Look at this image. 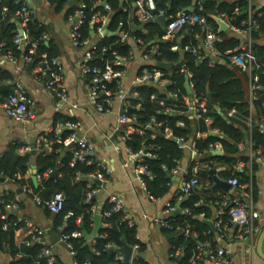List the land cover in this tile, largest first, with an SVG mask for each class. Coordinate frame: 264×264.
<instances>
[{
	"label": "trees",
	"instance_id": "obj_1",
	"mask_svg": "<svg viewBox=\"0 0 264 264\" xmlns=\"http://www.w3.org/2000/svg\"><path fill=\"white\" fill-rule=\"evenodd\" d=\"M70 1L49 0L56 11L65 10L68 15L72 14L77 8L76 5H70ZM79 1H86L89 6L91 3V0ZM153 1L157 9H167L169 14L190 6L198 8L200 2L204 7L202 13L208 15L209 22L214 26L216 35L219 36V39L214 42L215 49L219 55L216 57L213 65H211L212 54L208 51L207 46L201 42V39L205 38L202 26L187 25L174 39H165L164 27L158 22L145 23L142 27L143 30H136L134 27L136 24L139 25V22L135 18H131L128 11H123V6L119 0H109L112 6L111 22L108 25L109 29L116 31L120 23H122V30H128L130 37L134 36L144 41L143 46L145 50L150 46V42L157 40L159 46L158 53L152 54L153 62L147 66L151 67L159 61H164L172 63L174 67L172 74L168 75L171 83L165 90L162 91L154 84L136 85L131 89V94L127 98L129 102L128 116L135 118L131 123L134 122V128L144 130V134L142 135L136 132L130 135L127 145L135 153L144 151V153L150 154L144 157V164L153 175L146 176L145 182L149 194L158 198L163 197L168 190L167 185L171 181L172 170L179 165L185 156L184 148L187 142H194L197 153L202 157L200 161L201 166L193 176L198 179L201 185H209L207 184L209 183L208 174L203 172V168L224 166L225 170L219 172L221 178L237 177L238 172L235 170V166L239 160L238 156L236 157L239 153L238 145L245 140L244 132L246 129L248 131V122L253 110L256 115L264 116V97L255 100L252 107L253 110H250L251 104L248 99L249 76L247 72L233 64L229 59L235 49L240 46L242 37L234 31L219 33L218 24L210 16L225 14L228 16L231 25L241 28L249 17V3L247 0ZM22 5L23 1L21 0H0V43H4L5 51L3 53L10 52L15 58L21 55L33 56V62H30L33 69L43 53H47V56L52 58L58 57L60 52L52 41L46 44V40L43 38L46 27L38 19L30 21L26 26L31 40L38 43L35 52L30 54V45H26L23 49L18 48L14 43L17 24L13 19L16 18V12ZM4 7L8 8L5 17H3ZM97 10L104 12L101 8ZM86 13L87 19L81 29L84 38L89 37L91 31L90 17L92 12L90 8L86 10ZM252 15L258 25L257 28L253 29L252 34L253 51L257 65L260 66L255 69V72L259 74L260 83L264 86V6L258 8L257 4L252 5ZM145 30H147V33H143ZM129 40L127 39L123 42L119 36H106L101 40L99 48H111L108 52H102L98 49L90 63L102 67L106 62L112 64L117 56H128L131 49ZM175 45L179 47L177 51L172 49ZM198 45H200L199 55L201 58H198V54L186 49L188 46L192 48ZM182 64H186L193 74L192 81L197 97L200 100H206L203 119L193 120L190 118L191 110L184 100L186 90L184 87L185 74L180 72ZM116 86V83L109 84V88L113 91L116 90ZM167 91H178L179 97L173 99L168 96V93H163ZM10 92L8 87H0V93L3 96L9 95ZM208 95H211L214 104L209 102ZM160 100L165 105H160ZM168 107L171 108L170 112H166ZM218 108L221 110V113L218 112ZM204 118H209L212 122L207 124ZM59 121L65 123L73 120L69 117L56 114L54 116V125ZM179 122H183V125H179ZM148 125H151L152 128H147ZM253 125L254 127L249 134L253 150L255 152L261 150L264 154V133L258 129L256 120L255 123L253 122ZM210 130H219L223 137L210 135ZM196 131L205 132L208 135L196 139ZM71 132V130H63L58 137L54 134L45 136L47 142H41V147L35 155L31 152L21 154L19 152L21 148L19 144H9L4 153L0 155V181H4L5 177H9L11 180L19 183L20 186L28 184L33 188L31 180H26L24 176L30 166L35 164L40 184L37 188L33 189L34 192L42 200H48L58 192L64 194V207L60 213H55L56 225L61 226L65 234H70L74 231L88 234L93 230L94 210L97 204L95 198L88 200V192L91 191V188L88 187V182L93 183V187L98 188L100 186L99 182L89 179L87 176L98 169V164L97 162L90 164L76 162L72 164L73 150L71 148L67 149L64 145V140ZM50 142H54V144L52 151L48 153L46 146ZM218 143L222 145L224 150L223 155L208 156L209 151L215 148V145ZM243 159L247 161L249 157L246 156ZM193 167L194 165L191 164L186 179H191ZM55 170H58V175L53 178L51 177V173ZM79 175L81 177L77 180ZM239 181L241 184H247L249 176L244 175L242 179L239 178ZM195 190L181 204L183 209L189 208L191 214L180 213L173 217L183 227L186 224H190L191 235L198 234L197 238L193 236L185 238L183 233H181L183 232L182 230H173L171 232L174 235L172 243L182 245L184 247V255L186 256L193 251L198 242L213 240L214 236L213 233L205 234L209 227L204 220L198 217L200 213H205L208 218L212 217L213 209L209 202L214 196L204 190H201L200 194L197 195L198 189ZM5 198L8 201L10 195L5 196ZM202 199L204 202L197 204ZM70 212L71 215L66 217ZM100 212L103 214L105 226L101 229L94 244H87L84 237L69 239L74 258L78 264H83L84 262H89L90 264H121L117 260L115 253L107 251L108 244L122 246L126 242L131 246L139 244V248H143V245L136 238V227L129 226L121 211H112V203L105 202L100 208ZM108 212L110 216L107 217L105 214ZM78 220L80 222H77ZM172 224L175 223L173 222ZM1 225L0 223V248H2L3 244H8L12 255H15L19 251L24 254L23 257L14 260L11 264L48 263L46 258L41 254L45 247L44 242L34 243L31 246L23 245L20 249H17L14 246L13 230L4 231ZM185 260L186 258L183 259L182 263ZM140 263V260L133 262V264Z\"/></svg>",
	"mask_w": 264,
	"mask_h": 264
},
{
	"label": "crops",
	"instance_id": "obj_2",
	"mask_svg": "<svg viewBox=\"0 0 264 264\" xmlns=\"http://www.w3.org/2000/svg\"><path fill=\"white\" fill-rule=\"evenodd\" d=\"M25 1L32 9L35 10L36 19H38L46 27V32L44 33V35L47 36L45 41L46 44H49V42L52 41L60 52L58 58L62 68L63 87L68 92L71 101L78 104V108H72L70 105L58 107V99L56 94L45 90L44 79L38 77L35 74L31 64L25 61L24 55L15 58L13 55L8 56V53H0V87H8L11 92H13L17 84H21L26 87L29 93V98L33 103V107L37 114L33 123L23 125L5 114L4 110L0 107V155L4 153L9 144H19L21 149L26 146L32 148V145H34L38 152L39 148L41 147V139L49 134H54L56 137H58L55 133V129L58 124L79 122L80 126L77 129V132L80 135H86L95 143V157L97 161L104 162L111 170V173L107 176V180L101 184L99 183V191H97L93 197L97 200L94 214L102 215V223L104 226L103 214L100 212V208L105 202H110L109 199L111 197L115 196L121 199L124 207L136 221V238L143 245V248H139V244H137L136 248L132 246L133 251L127 263L125 262L124 256L121 253L114 252L117 255V260H119L121 264H133V262L136 260H140V264H186L188 262V256L190 253L187 256L184 255V247L182 245H176L172 243V239L174 237V235L171 233L172 230L160 227L153 221V219L156 217L160 218V216L169 218L172 223H175L174 228H179L175 229V231H185L188 229L190 231V235L192 234L190 224H186L183 227L182 225L178 224L173 217L180 213H185L187 215L191 214L189 208L186 207L183 209V206L181 205L187 199L179 200L177 198V193L181 190L182 181L187 178V175L189 174L191 164L194 165L192 169V177L197 173L199 167L201 166L200 161L202 157L197 153L194 142L186 143L184 148L185 156L176 167L177 169L174 168L172 170L171 181L167 185L168 190L165 192L164 196L158 198L151 196L148 190H145L142 187L134 169V162L125 151V144L122 141L124 129L120 132L119 130H115L118 113L121 111L125 103L119 98H116L114 108L110 112H99L90 103L89 94L91 90V82L87 76L83 75L79 71L78 68L79 63L85 60V50L82 48L73 47L69 40V33L73 22L71 16L74 14V12L68 15L65 10L56 11L54 6L50 4L49 0ZM247 1L248 3L250 1L251 6L255 4H257L258 8L263 6V0ZM223 20H225L229 25V28L225 32L234 31L241 35L237 29L238 27L229 23L228 16ZM13 21H15L16 24L18 23L16 19H13ZM136 30H143V28L141 27L140 29ZM143 33H147V30H145ZM105 37L102 32H95V34L91 33V40L95 44H100L101 40ZM129 39V42L131 43V56L128 57L126 73L121 79V86L126 90L128 97L131 94V89L136 86L134 85L133 80L137 74L151 62H153V59L148 60L145 58V47L143 45H139L135 41L134 36L130 37ZM44 54L47 55V53H43L42 55ZM173 68L174 67L166 70L160 69L164 73V76L161 78L162 84L154 85L158 86V88H160L162 91L165 90V88L171 83L168 75L172 74ZM186 80L187 79L185 76L184 87ZM185 90L186 96H184V100L190 107V118L193 120L197 119L192 117V107L194 105V100L190 97L191 95L187 92L186 87ZM163 93H168V96L173 99H177L179 97L178 91H167ZM254 102L255 101H252V103H250V110H253L252 107ZM159 104L165 105V103L161 100L159 101ZM167 111L170 112L171 108L168 107L166 109V112ZM56 114L69 117L73 121H67L65 123L59 121L54 125V116ZM251 115L252 116L248 122L249 132L247 129L245 130V140L238 145L239 153L236 155V157L238 156L239 160L235 166V170L238 172V178L242 179L244 175L249 176L248 183H245L246 189H240L233 186L229 191H223L222 189H212L214 182L211 179L208 171L212 169L216 170L218 177L228 182L231 178H233H221L219 176V172L225 170L224 166L208 169L203 168V172L208 174L209 183H207L208 181L206 183L209 185L207 186L199 184V187L196 188L198 189L196 192L197 195L200 194L201 190H204L208 192V194H213L214 196L209 202L213 209L212 217H206L205 213L198 214V217L205 222L206 220L212 221L213 224L218 219H221L224 222L226 231L223 238H220L217 230L215 231V228L211 229L207 222L206 224L208 225L209 229L205 232V234L213 233L214 236L212 241H215L214 243L217 244L219 243L230 251L232 264H264V258L258 253L259 238L261 233L264 231V167L261 165L256 156L252 158L249 154V134L254 127L253 122L255 123L256 120L258 123V129L260 132L264 133V131H262L263 129L260 128V124L264 127V116L256 115L254 110ZM205 121L207 124L212 122L209 118H207ZM131 125L133 126L134 122ZM63 130L70 129L64 126L60 133ZM216 131V135L213 136L219 135L220 137H223L219 130ZM209 134L211 135V132H209ZM207 135L208 133L205 132H195L196 139L206 137ZM53 144L54 142H50L46 146L48 153L52 151ZM64 145L67 149L71 148L69 143H64ZM215 147L216 151H223L222 154L219 155L222 156L224 153L222 145L218 143L215 145ZM21 149H19L20 153ZM254 153L257 154L255 151ZM246 156L249 157V160L247 161L243 159ZM31 166L24 178L29 181L31 180L33 188L28 184L26 185L31 189L32 193H28L23 190L25 185L20 186L19 183H17L15 180H11L9 177H5L4 179L5 182L0 188V197L3 195L4 199H6L5 196L10 195V198H8L10 200L18 196L20 200L19 203L16 202L17 206L15 208L5 209L8 214V221L10 223L8 227L5 228L4 222L0 220L2 229L4 231H9L10 229L13 230L14 246L17 249H20L23 245L31 246L34 244L31 242L30 232L32 231V227L39 226L44 230L46 235L43 242L45 245H49L54 248L55 257L58 264H78L74 258L72 247L69 246V241L66 242L62 239V235L65 233H63L62 227L57 226L55 223L56 214L51 212L44 204H38L35 200L34 195L38 194H36L33 190L37 187L34 185L32 177L34 174L36 175L38 186L40 184V179L37 175V171L34 173ZM53 173L54 171L51 173V175ZM250 189L252 190L251 194L253 195L255 202L254 206L257 207V210L260 212V216L256 222L259 231L255 232L254 234V248L251 251H247V248L249 244L252 243L253 239L249 240L236 236V229L231 224L229 217L226 214L227 208L224 206L225 199L223 196L228 194L232 197H240L245 199L247 195L250 194ZM203 202L204 201L202 199V201L198 203ZM169 206L172 207V211L169 214H166L165 210ZM176 211L179 212L176 213ZM95 215L93 219V228L95 225ZM15 222H17L16 226L13 225ZM77 222H80V220ZM100 231L98 232L97 236L92 239H88V235H90L91 232L85 234L87 237H85L86 243L92 245L95 242V239L98 237ZM181 233H183L185 238H189L185 235V232ZM52 234L58 236L55 241H51ZM196 235L198 237V234H194L192 236L195 237ZM199 243L200 242H198L196 246ZM109 246L120 248L123 245L115 246L113 244H108L107 248H109ZM262 250L264 253V240ZM23 255L24 254L21 251L16 252L15 255H12L10 246L8 244H3L2 248H0V264H11L14 260L23 257ZM184 258H186V260L182 263ZM36 263L39 264L38 262Z\"/></svg>",
	"mask_w": 264,
	"mask_h": 264
},
{
	"label": "built area",
	"instance_id": "obj_3",
	"mask_svg": "<svg viewBox=\"0 0 264 264\" xmlns=\"http://www.w3.org/2000/svg\"><path fill=\"white\" fill-rule=\"evenodd\" d=\"M23 1V5L19 10H17L14 19L21 24L23 29L22 33H19V29H17V33L14 37V43L18 46V48L23 49L26 45H30L29 48L30 54H33L38 46L36 41H32L29 33L26 29L27 24L30 21L36 19L35 10L32 9L29 4ZM123 6V11H128L131 18H135L139 22V26L143 27L145 23L148 22H157L158 17H164L166 20V24L164 27L165 31V39H174L178 33H180L185 26H196L200 25L204 29L205 38L202 39L204 44L207 46L208 51L212 54V60L210 62L213 65L216 57L219 55L218 51L215 49L214 42L219 39V36L216 35V31L214 26L209 22L208 15L203 14L204 11L203 5L199 2L198 8L192 7V10L180 9L175 13H168L167 9H157L156 4L153 0H119ZM250 4V1H249ZM77 8L74 11V14L71 16L73 20L72 26L69 33L70 44L75 48H82L85 50V60L80 62L78 65L79 71L87 76L91 82V90L89 94L90 103L92 106L99 112H110L114 108L115 99L119 98L122 100L125 105L118 113L116 129L123 131L122 141L125 144V151L134 162V169L137 174V177L142 185V187L147 190V185L145 182L146 176H152V172L149 168L144 164V157L150 154L144 153V151H140L139 153L133 152V150L127 145V141L130 139V135L134 132L142 135L144 134V130L140 128H134L131 122L135 118H130L128 116V94L126 90L121 86V79L126 73V64L128 61V57L131 56V49L128 56H117L114 62L111 64L110 62H106L104 66H98L90 63L94 54L97 52L99 48V43L95 44L91 40V33L95 34V32H102L104 27L108 28L109 23L111 22V14H112V6L109 3V0H91L90 6L86 1H78L76 4ZM90 8L92 12L90 17V25L91 31L90 36L84 38L81 32L82 26L86 22L87 13L86 10ZM101 8L104 10H97ZM7 7H4V15L6 16ZM212 16V15H210ZM222 19H226L227 15L221 14L219 15ZM77 19V20H76ZM122 23H120L118 29L113 32H117L114 36H119L121 41H125L130 38L129 31L122 30ZM161 25V24H160ZM247 25V26H246ZM137 26V25H136ZM135 26V27H136ZM134 27V28H135ZM257 22L253 19L252 15V6L250 4L249 8V17L247 22L243 23V27L237 28L241 33L243 40L241 41L240 46L235 49V51L229 57L230 61L240 67L243 71L247 72L249 76V100L250 103L259 99L260 97H264V86L260 83V76L257 72H255L256 68L260 66L257 65L256 57L253 51V29L257 28ZM109 29V28H108ZM111 31V30H109ZM110 36V35H107ZM105 37V36H104ZM43 38L46 40L47 36L43 35ZM135 41L139 45H144V41L141 38L135 37ZM150 46L145 50V58L152 59V54H157L159 50L158 41L154 40L149 43ZM111 47H102L100 50L102 52H108ZM178 46L175 45L172 47L173 50H178ZM187 50H191L193 53L198 54V58H201L199 55L200 45L196 47L190 48L186 47ZM4 43H0V53L4 52ZM115 54V51H114ZM8 56H11V53L8 52ZM25 61L30 63L33 62V56L25 55ZM88 60V61H87ZM35 74L44 79V88L48 92H53L56 94L58 99L57 104L58 107H62L65 105H70L72 108H78V104L71 101L70 96L66 89L63 87V74L62 68L60 65V60L58 57H48L46 54L42 55L39 59L37 65L33 68ZM180 72L185 74L186 79L189 82V86L191 88V98L194 100V105L192 107V117L197 119H203V111H205V101L203 99H199L194 90V83L192 81L193 74L187 68L186 64H182L180 66ZM164 73L157 67V64H154L151 67L146 66L142 69L135 79L133 80L134 85H142L146 83L152 84H162V77ZM186 80V81H187ZM116 83V90L113 91L109 88V84ZM264 105V101H263ZM0 107L4 110L5 114L9 117L13 118L17 122L28 125L33 123L36 119V111L33 107V103L29 98V93L26 87L21 84H17L15 86L13 92H11L7 96H3L0 93ZM207 120V118H204ZM179 125H183V122H179ZM66 126L72 132L70 135L64 140V143L72 144L71 149L73 150V160L72 164L76 162H84V163H93L97 162L98 169L88 174L89 179H94L100 184L107 180V176L111 173L109 167L102 161H97L96 159V147L95 143L88 138L86 135H80L77 132V129L80 126L79 122H67L66 124H58L55 129V133L57 136L60 134L62 128ZM147 128H152L151 125H148ZM260 128L263 129V125L260 124ZM251 130V129H250ZM217 132L216 130H211L210 132ZM42 141L47 142L46 137L41 139ZM249 154L250 157L256 156L260 161L261 165L264 167V154L261 150H257V154L254 153L253 145L251 139L249 138ZM21 149V148H20ZM216 149L213 148L210 151H214ZM21 153H29L32 151V148L26 146L22 148ZM177 169V168H176ZM80 175L77 177V180L80 179ZM5 181H0V188ZM229 183L233 187H238L240 189H246L245 184H241L238 177H233L229 180ZM199 181L197 178L192 179H184L181 184V190L177 193V198L179 200L187 199L192 195V192L199 187ZM88 187L91 188V191L88 192V200L93 198L99 188L93 187V183L88 182ZM23 190L32 193L31 189L25 185ZM249 195L245 199L240 197H232L231 195H224V206H226L227 215L231 224L236 229V236L239 238L252 240V243L249 244L247 251H251L254 247V234L259 231L257 226V219H259L260 212L257 210V207L254 206L255 202L253 199L252 190L250 189ZM35 200L38 204H44L51 212L60 213L64 207V194L62 192L56 193L52 198L48 200H42L39 195H34ZM20 198L16 196L13 199L6 201L1 195L0 197V220L4 222V227L7 228L9 225L8 214L5 209L15 208L16 202L19 203ZM110 203H112V211H121L124 215V218L128 221L129 226L135 227L136 221L132 217V215L127 211L124 207L121 199L117 197H111L109 199ZM202 201V200H200ZM199 201V202H200ZM199 204V203H197ZM166 214H169L172 211V207L169 206L165 210ZM204 214V213H202ZM71 213H68L66 217H69ZM107 217L110 216V213L105 214ZM153 221L158 224L162 228H166L169 230H175L179 228H174V224H172L171 220L166 217L160 216V218L156 217ZM13 225H17L15 222ZM215 231L217 230L220 238H223L226 231V226L221 219H218L214 222ZM105 226V224H104ZM103 226V227H104ZM185 235L191 237L190 231L186 229ZM45 232L44 230L37 226L32 227V231L30 232V239L33 243H40L45 240ZM86 237L81 231H74L70 234H63L62 239L66 242L69 241L70 238H82ZM197 237V235L195 236ZM87 238V237H86ZM215 241H205L200 242L193 251L190 252L188 256V262L186 264H232L230 251L227 250L224 246L219 243H214ZM95 243V242H94ZM93 243V244H94ZM69 246L72 245L69 243ZM110 247V246H109ZM137 245L134 246L136 248ZM41 254L46 258L48 264H58L55 257V250L52 246L45 245ZM84 264H89L85 262Z\"/></svg>",
	"mask_w": 264,
	"mask_h": 264
},
{
	"label": "water",
	"instance_id": "obj_4",
	"mask_svg": "<svg viewBox=\"0 0 264 264\" xmlns=\"http://www.w3.org/2000/svg\"><path fill=\"white\" fill-rule=\"evenodd\" d=\"M77 2H78V0H71V1H70V5L74 6V5L77 4ZM262 4H263V6H264V0L262 1ZM188 9H189V10H192V7L188 8ZM212 18H213V19L216 21V23L218 24V32H219V33H223V32H225V31H227V29L229 28V25L227 24V22H226L225 20H223L221 17L216 16V15H212ZM76 20H77V19H76ZM157 22H158L159 24H161L162 26H165V24H166V20H165V18H164V17H161V16L157 18ZM17 27H18V29H19V33H22L23 29H22V27H21V24L17 23ZM140 28H141V26H139V25H137V26L135 27V29H140ZM102 34H103L104 36H107V35L114 36V35L117 34V32L109 31L107 27H104V28L102 29ZM201 42L204 44V41H203V40H201ZM157 67H158L159 69H161V70H166V69H171V68L173 67V64L170 63V62L159 61V62H157ZM185 87H186V89H187V92H188L189 94H191V88H190V86H189V82H188V80H187L186 83H185ZM208 100H209V102H210L211 104H214V100H213V98L211 97V95H208ZM218 112L221 113V110H220L219 108H218ZM211 135H216V133L213 131V132H211ZM69 146L71 147L72 144H70ZM36 152H37V150H36L35 146L32 145V151H31V153H32L33 155H35ZM222 152H223V151H221V150H219V151H218V150H217V151H216V150H214V151H210V152L208 153V156L220 155V154H222ZM31 168H32L33 172L36 173V171H37V170H36V166H35V165H32ZM216 172H217V171L214 170V169L208 171V173H209L211 179H212L213 182H214V184H213V186H212V189H213V190H216V189H222L223 191H229V190L231 189V187H232L231 184H230L228 181H226V180H222V179H220V178L218 177V175H217ZM57 175H58V170H55L54 173L51 175V177L54 178V177H56ZM32 179H33L34 185H35L36 187H38L37 177H36L35 174H34V176L32 177ZM212 189H211V190H212ZM177 212H179V211H176V213H177ZM206 222L208 223V225H209V227H210L211 229H214V226H213L212 221L206 220ZM102 227H103V223H102V215H100V214H96V215H95V225H94V228H93V231L91 232V234L88 235V239H92V238L96 237L97 234H98V232L100 231V229H101ZM57 238H58L57 235H55V234H52V235H51V241H55ZM263 240H264V231L261 233V236H260V238H259V242H258V253L264 258V253H263V250H262ZM107 251H108L109 253H114V252L121 253V254L124 256L125 262L127 263V262L129 261L130 257H131V254H132V251H133V247L130 246V245H128L127 243H124L123 246L120 247V248H115V247L111 246V247H109V248L107 249Z\"/></svg>",
	"mask_w": 264,
	"mask_h": 264
}]
</instances>
